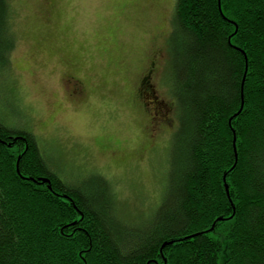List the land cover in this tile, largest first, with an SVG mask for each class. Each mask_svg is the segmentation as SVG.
Listing matches in <instances>:
<instances>
[{
	"label": "trees",
	"instance_id": "obj_1",
	"mask_svg": "<svg viewBox=\"0 0 264 264\" xmlns=\"http://www.w3.org/2000/svg\"><path fill=\"white\" fill-rule=\"evenodd\" d=\"M10 2L0 85L16 47ZM169 33L177 118L163 198L134 220L107 175L68 174L0 112V264H264V0H175Z\"/></svg>",
	"mask_w": 264,
	"mask_h": 264
},
{
	"label": "rangeland",
	"instance_id": "obj_2",
	"mask_svg": "<svg viewBox=\"0 0 264 264\" xmlns=\"http://www.w3.org/2000/svg\"><path fill=\"white\" fill-rule=\"evenodd\" d=\"M174 2H10L16 47L1 79L0 112L53 148L68 174L107 175L134 220L163 198L172 164L177 108H166L173 101L167 41ZM156 49L153 84L140 96L145 106L134 103L136 81ZM71 77L82 82L81 95Z\"/></svg>",
	"mask_w": 264,
	"mask_h": 264
},
{
	"label": "flooded vegetation",
	"instance_id": "obj_3",
	"mask_svg": "<svg viewBox=\"0 0 264 264\" xmlns=\"http://www.w3.org/2000/svg\"><path fill=\"white\" fill-rule=\"evenodd\" d=\"M158 55L159 54H154L152 57H150L149 59H148V67L150 68V66L152 65V66H154V65H157V61H158ZM147 67V68H148ZM147 68H146V70H144V72L142 73V75L139 77V80L140 79H151L152 78V76H154V74H155V70L152 68V73H151V77L150 76H147L146 77V75H145V72H147ZM151 80H153V79H151ZM69 83H70V85H73L74 86V88L72 89V92L74 93V94H77V95H81V93H83L84 92V88H83V86H82V82L78 79V78H76V77H71V79H68L67 80ZM139 84V82H138V80H137V82H136V84ZM138 84H137V86H138ZM136 88V87H135ZM171 104V103H170ZM170 109V110H169ZM171 109H172V107L170 106V108H166V110H167V114H168V112L169 111H171ZM167 114H166V117H165V120H166V122L168 123V124H170L171 125V123H170V119H169V117H167Z\"/></svg>",
	"mask_w": 264,
	"mask_h": 264
},
{
	"label": "water",
	"instance_id": "obj_4",
	"mask_svg": "<svg viewBox=\"0 0 264 264\" xmlns=\"http://www.w3.org/2000/svg\"><path fill=\"white\" fill-rule=\"evenodd\" d=\"M243 108V104H242V106H241V109ZM233 143H234V147L236 148V135H234V141H233ZM18 160H19V158H18ZM18 164V163H17ZM45 181H47V179H45ZM225 187H226V191L228 192L229 190V186H228V184L227 183H225Z\"/></svg>",
	"mask_w": 264,
	"mask_h": 264
}]
</instances>
